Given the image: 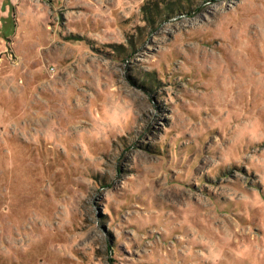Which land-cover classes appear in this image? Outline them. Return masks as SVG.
Instances as JSON below:
<instances>
[{
	"label": "rangeland",
	"instance_id": "1",
	"mask_svg": "<svg viewBox=\"0 0 264 264\" xmlns=\"http://www.w3.org/2000/svg\"><path fill=\"white\" fill-rule=\"evenodd\" d=\"M0 264H264V0H0Z\"/></svg>",
	"mask_w": 264,
	"mask_h": 264
},
{
	"label": "trees",
	"instance_id": "2",
	"mask_svg": "<svg viewBox=\"0 0 264 264\" xmlns=\"http://www.w3.org/2000/svg\"><path fill=\"white\" fill-rule=\"evenodd\" d=\"M170 7H168L167 9H169Z\"/></svg>",
	"mask_w": 264,
	"mask_h": 264
}]
</instances>
